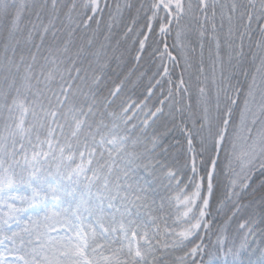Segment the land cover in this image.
<instances>
[{
    "label": "snow or ice",
    "instance_id": "6c2138e0",
    "mask_svg": "<svg viewBox=\"0 0 264 264\" xmlns=\"http://www.w3.org/2000/svg\"><path fill=\"white\" fill-rule=\"evenodd\" d=\"M0 264H264V0H0Z\"/></svg>",
    "mask_w": 264,
    "mask_h": 264
},
{
    "label": "trees",
    "instance_id": "16d2710c",
    "mask_svg": "<svg viewBox=\"0 0 264 264\" xmlns=\"http://www.w3.org/2000/svg\"><path fill=\"white\" fill-rule=\"evenodd\" d=\"M133 64H134V62H132L131 60H130V58L128 59V62L125 64V65H123L122 66V69H123V72H127L129 69H131L132 67H133ZM113 67H115V65H113ZM142 70V69H141ZM139 71V70H138ZM138 71H137V74H138Z\"/></svg>",
    "mask_w": 264,
    "mask_h": 264
}]
</instances>
